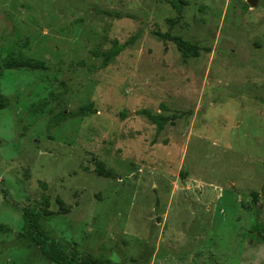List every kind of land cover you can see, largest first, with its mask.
Segmentation results:
<instances>
[{
	"label": "rangeland",
	"instance_id": "rangeland-1",
	"mask_svg": "<svg viewBox=\"0 0 264 264\" xmlns=\"http://www.w3.org/2000/svg\"><path fill=\"white\" fill-rule=\"evenodd\" d=\"M34 216L74 264H264V0H0V264H58Z\"/></svg>",
	"mask_w": 264,
	"mask_h": 264
},
{
	"label": "trees",
	"instance_id": "trees-1",
	"mask_svg": "<svg viewBox=\"0 0 264 264\" xmlns=\"http://www.w3.org/2000/svg\"><path fill=\"white\" fill-rule=\"evenodd\" d=\"M163 37L169 38V34H163ZM133 39H135V38H133ZM172 39L176 42V44H177L178 48L180 49L184 59H188L190 57L198 56V53H199L198 49L195 46L191 45L189 42L185 41L184 39H182L180 37H173ZM127 44H129V43L127 42ZM127 44L126 43L119 44L118 42H115L113 47L110 50H108V52L105 54V60L110 61L114 57L119 55L126 48ZM12 52H13V49H12ZM4 65L6 68H9V69H12L15 67L26 68V69H42L45 67V62L43 60H35L34 61L31 59H18V58L9 57L6 60V62L4 63ZM87 112H86V110L83 109V110L76 112L74 115L77 117L85 116L87 114ZM71 115H73V114L62 113L61 119L64 120L65 118H67ZM148 115H149L150 119H152L159 126V130H161L164 127L166 119L163 116L151 115V114H148ZM256 197H257V194L254 193V202L256 201ZM32 220H33L32 221L33 225L38 232V236H36V240H37L38 244L42 246V250L48 256V258H50L51 260L55 261L58 264H74L73 260H70L68 257L59 253L55 247H52V246L46 244L45 242H43V240L41 239L42 231L40 229V224L36 220L35 216H34V218H32ZM260 226H261L260 223L257 222L253 226V228H254V230H263L264 231V229L261 228ZM5 229H7V227L4 224L0 225V231H3ZM80 263L81 264H120L118 262H113V261L90 262L88 260H83Z\"/></svg>",
	"mask_w": 264,
	"mask_h": 264
},
{
	"label": "water",
	"instance_id": "water-1",
	"mask_svg": "<svg viewBox=\"0 0 264 264\" xmlns=\"http://www.w3.org/2000/svg\"><path fill=\"white\" fill-rule=\"evenodd\" d=\"M259 1L260 0H248V3H249L250 6L255 7V6H257L259 4Z\"/></svg>",
	"mask_w": 264,
	"mask_h": 264
}]
</instances>
